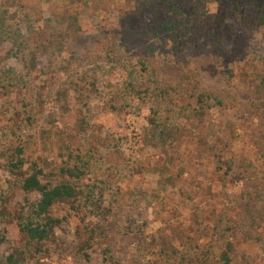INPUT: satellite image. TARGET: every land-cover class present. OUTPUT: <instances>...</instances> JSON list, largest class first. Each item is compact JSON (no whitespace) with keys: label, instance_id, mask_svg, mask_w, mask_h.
<instances>
[{"label":"rangeland","instance_id":"rangeland-1","mask_svg":"<svg viewBox=\"0 0 264 264\" xmlns=\"http://www.w3.org/2000/svg\"><path fill=\"white\" fill-rule=\"evenodd\" d=\"M229 2L164 8L168 31L147 0H0V264L23 245L40 195L18 176L35 168L84 193L54 205L55 238L25 264H215L227 248L264 264V7ZM133 71L150 95L125 87L121 109L112 85Z\"/></svg>","mask_w":264,"mask_h":264},{"label":"trees","instance_id":"trees-1","mask_svg":"<svg viewBox=\"0 0 264 264\" xmlns=\"http://www.w3.org/2000/svg\"><path fill=\"white\" fill-rule=\"evenodd\" d=\"M131 3V8H134L135 5L142 3L144 0H127ZM212 3L216 2H229L235 1V6L239 5L242 2L248 3L252 2L253 4L261 5V8L264 7V0H207ZM148 3L153 4V18L156 16H161L162 22L159 25L158 29L171 31L175 28L180 27V24L173 23L172 20L169 19V13L165 11L164 8H169L174 10L175 5L184 4L186 0H147ZM230 3V2H229ZM228 4V3H227ZM118 59V58H117ZM116 60V58L114 59ZM118 62V60H116ZM143 68H145L144 63H141ZM142 75L137 71H133L129 74V78L123 81V83L115 84L113 86L114 96L116 99L117 95L120 99L124 98V102L121 105L125 108H129L132 106V102L127 95L128 91H124L125 87L133 88L135 92V96L138 100L146 101L150 95V88L144 87V82L140 79ZM123 84V85H122ZM59 97L66 95V90L58 92ZM117 109L118 105L114 106ZM154 128H158L160 126L158 119H153ZM152 128V129H154ZM23 149L19 148L18 153L22 156ZM25 165L24 160L20 157L17 161L11 160L9 164L10 170L13 173H16L18 169H21ZM158 170V169H156ZM70 176L80 179L85 173L79 168L75 167L72 169L65 170ZM43 170L39 168H35L32 173L28 174H19L18 178L20 181L21 187L32 193H38L40 195L38 201L33 203L27 210L26 214L23 215L22 221L20 223V235L21 242L23 245H16L13 247L12 251L6 258L7 264H25L26 262V250L30 249L34 244H41L47 241H52L55 238L56 228L62 222V219L55 218L51 215V209L60 201L65 200H75L79 197V195L83 194L82 188L74 182L65 181L56 185H52L49 183H45L42 180ZM173 179V176H170ZM91 198V195L88 196V200ZM91 202V201H90ZM89 240H85L82 244L81 249L87 248V246L91 245V239H94L95 229L90 230ZM1 244V242H0ZM26 248V249H25ZM106 253H110L109 250L106 249ZM40 264H49L46 262H42ZM215 264H234V259L232 255L231 249L227 248L222 251L218 260H216Z\"/></svg>","mask_w":264,"mask_h":264}]
</instances>
